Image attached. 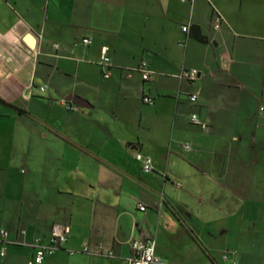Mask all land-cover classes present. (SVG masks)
Masks as SVG:
<instances>
[{
  "label": "crops",
  "instance_id": "crops-1",
  "mask_svg": "<svg viewBox=\"0 0 264 264\" xmlns=\"http://www.w3.org/2000/svg\"><path fill=\"white\" fill-rule=\"evenodd\" d=\"M244 1L0 0V264H30L56 224L43 264H128L139 239L173 264H264V14L241 29Z\"/></svg>",
  "mask_w": 264,
  "mask_h": 264
},
{
  "label": "built area",
  "instance_id": "built-area-1",
  "mask_svg": "<svg viewBox=\"0 0 264 264\" xmlns=\"http://www.w3.org/2000/svg\"><path fill=\"white\" fill-rule=\"evenodd\" d=\"M183 2H188L193 4L195 0H181ZM222 24V19L217 15L215 19V28L219 29ZM191 28V25H186L183 27L184 32H189ZM91 39H84L83 43L86 46H89L92 44ZM56 48L58 45L55 46ZM102 62L104 64H108L110 62V58L108 57V49L103 48L102 49V55H101ZM139 71L142 74V77L144 81H150L154 78L155 73L150 69L147 62L143 61L139 66ZM201 73L197 69H190V70H183L181 73V79L186 80L189 82H195ZM110 74H107L106 77L108 78ZM47 86H43L41 88L42 92H45L47 90ZM189 100L191 103H196L198 100L197 94H192L189 96ZM143 102L148 105H153L154 100L150 97H145L143 99ZM62 105L67 107V109L75 110L74 107H69L67 105V101H62ZM261 114L264 115V107L260 108ZM191 121L195 124L200 126L203 129L207 128V125L205 123H202L197 115H193L191 117ZM184 148L186 150H190L191 146L190 144H185ZM136 159L142 163L144 170L149 173L153 171V159L150 156H145L141 153L137 154ZM139 209L142 211H146V207L142 204H139ZM70 233V228L67 225L64 224H56L53 226L51 231V237L48 244H43L41 242V239L35 238L34 242L32 243V247L34 248V256L30 264H43L48 258L54 256L57 251L68 242V236ZM25 234V232H23ZM1 235V243L3 244L2 249L0 250V261L4 259L7 255V242L9 239V233L6 230L0 231ZM132 254L129 258L128 264H173L166 262L163 260L156 252V244L155 241H143L141 239L133 241L131 245ZM88 248H85L83 252H87ZM71 254H75L74 252H71ZM226 260L227 257H224Z\"/></svg>",
  "mask_w": 264,
  "mask_h": 264
},
{
  "label": "rangeland",
  "instance_id": "rangeland-1",
  "mask_svg": "<svg viewBox=\"0 0 264 264\" xmlns=\"http://www.w3.org/2000/svg\"><path fill=\"white\" fill-rule=\"evenodd\" d=\"M237 11H233L235 15H237V18H242L241 20H235L236 24L238 25L240 23L241 29H253L255 26H251L250 23H254L256 17H261L262 14H264V0H245L242 5L238 4L236 6ZM248 41L251 42L250 39ZM251 43H256V41L252 40ZM261 44H264V42H259ZM253 71L255 73H258L262 79H264V66H258L257 68L254 67ZM255 106V103H254ZM261 104L259 103L258 107H260ZM261 108V107H260ZM261 113V112H260Z\"/></svg>",
  "mask_w": 264,
  "mask_h": 264
},
{
  "label": "trees",
  "instance_id": "trees-1",
  "mask_svg": "<svg viewBox=\"0 0 264 264\" xmlns=\"http://www.w3.org/2000/svg\"><path fill=\"white\" fill-rule=\"evenodd\" d=\"M190 29L193 31L192 36L194 37L196 41L200 43H208V38L202 33L200 26L192 25ZM12 108H14V110L18 112L19 114H22V115L27 114L24 110L18 107H12Z\"/></svg>",
  "mask_w": 264,
  "mask_h": 264
},
{
  "label": "water",
  "instance_id": "water-1",
  "mask_svg": "<svg viewBox=\"0 0 264 264\" xmlns=\"http://www.w3.org/2000/svg\"><path fill=\"white\" fill-rule=\"evenodd\" d=\"M28 43L33 46V41L31 38H28ZM75 102L82 108H91L92 106L88 104V102L82 98L75 99Z\"/></svg>",
  "mask_w": 264,
  "mask_h": 264
}]
</instances>
